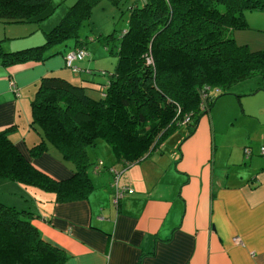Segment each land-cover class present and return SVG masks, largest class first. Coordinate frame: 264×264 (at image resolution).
Here are the masks:
<instances>
[{"label": "trees", "instance_id": "16d2710c", "mask_svg": "<svg viewBox=\"0 0 264 264\" xmlns=\"http://www.w3.org/2000/svg\"><path fill=\"white\" fill-rule=\"evenodd\" d=\"M96 1L73 2L57 24L41 33V43L10 50L0 38L2 66L59 53L64 65L88 74L78 83L56 72L40 76L30 102V124L39 140L28 147V154L10 139L8 129H0V178L52 190L58 200L82 198L92 188L93 161L86 146L96 144L98 137L111 146L114 166L123 171L181 127L187 129L186 136L191 133L214 102L213 87L224 94L254 75L264 81V48L251 49L232 35L248 25L247 9L264 10V0H126L128 25L103 36L105 44L117 39L108 48L117 54L116 64L98 72L73 65L88 55L78 27L90 18ZM48 5L49 0H0V21L38 22L52 13ZM69 37L74 38L69 49L45 52ZM80 49L84 54L67 64L66 54ZM8 74L12 89L20 94ZM96 74L103 79L96 80ZM87 88H99L102 94L93 97ZM49 147L73 164L71 175L54 179L32 163L29 156ZM32 216L29 208L0 199V264H57L64 259L61 248L42 238Z\"/></svg>", "mask_w": 264, "mask_h": 264}, {"label": "crops", "instance_id": "0c3cea01", "mask_svg": "<svg viewBox=\"0 0 264 264\" xmlns=\"http://www.w3.org/2000/svg\"><path fill=\"white\" fill-rule=\"evenodd\" d=\"M256 10L264 11H248ZM59 14L58 9L45 18L43 27L49 28ZM245 15L252 27V16ZM255 24L262 26L264 21ZM13 25L0 21L5 49L43 38L34 24ZM256 29L264 31V27ZM20 30L28 36L12 40ZM63 65L59 53L8 67L0 63V129H8L10 139L24 153L39 140L30 124V102L38 80L53 72L74 80ZM8 73L20 94L12 89ZM244 93L254 91H241L238 100ZM221 99H214V108ZM208 110L187 136H177L180 129L174 131L157 147L164 152L152 150L122 171L119 184L133 190L124 193L118 204L113 202L114 176L106 167L116 163L114 154L88 157L93 164L103 159L104 166L97 171L89 168L93 186L82 198L58 200L52 190L0 178V183L19 192L0 190V199L32 211L31 222L42 238L64 252L57 264H264V155L260 153L264 107L241 105L234 115L235 129L222 127L220 117L221 126L217 124L216 113L212 107ZM29 157L54 179L66 178L74 170L54 147Z\"/></svg>", "mask_w": 264, "mask_h": 264}, {"label": "rangeland", "instance_id": "374dc122", "mask_svg": "<svg viewBox=\"0 0 264 264\" xmlns=\"http://www.w3.org/2000/svg\"><path fill=\"white\" fill-rule=\"evenodd\" d=\"M76 0H49L48 8L52 9V13L55 14V12L59 9V16L58 19L51 25L49 28H44L41 24V21L38 22H23V23H15L13 26H23L25 27L26 24H34L36 28L38 29L40 33L45 35V31L50 29L54 26V24H57L61 17L65 14L66 10L68 9V6L72 5L73 2ZM128 1V0H127ZM127 3L126 0H97L91 7V14L90 18L83 20L81 24L78 27V34L79 38L85 40V45L88 50V55L80 60H74L73 65H78L81 67H91L97 69L96 72H98V69H106L111 70L116 64L117 61V54L110 51L108 48L111 47L114 42H117V39L110 40L109 43L104 42L103 36L109 32H112L114 29L117 31H120L122 28L128 25L127 21ZM247 9L246 14L248 16H252L253 19H251V25L248 23L247 27L239 28L235 30V34H237V38H235L236 41L242 43L244 41H250L248 42V46L251 49H258L264 47V31H259L256 28L257 27H264V24L262 26H255L258 24H255L259 22L260 20L264 21V11L256 10L249 12ZM50 13V14H52ZM246 16V15H245ZM47 18V17H46ZM253 23V24H252ZM19 34H13L14 38L12 40H18L23 39L28 36L26 34V30H20ZM260 36L261 39H255L254 36ZM234 37V36H233ZM30 38V37H28ZM263 38V40H262ZM254 39V40H253ZM45 40V37L43 40L35 41L34 43H41ZM33 43V42H32ZM30 43L29 45H33ZM74 44V38L69 37L67 39H64L58 43H55L51 45L50 47L45 49V52H54L58 49L60 50H67L70 47H72ZM28 45V44H27ZM26 46V45H25ZM24 47L20 46L19 48ZM17 49V47H16ZM149 61H151L150 56ZM62 69H67L70 71L72 80L75 83H78L82 78H87L88 74L81 71V72H75L72 70V67L63 65ZM96 80L103 79L102 75L96 74L94 75ZM65 77V76H64ZM68 77V76H66ZM71 77V76H70ZM70 79V78H69ZM264 81L261 79L260 76L254 75L251 78L239 81L235 84H233L231 87L228 88L230 93H224L219 94V90L217 87H213L211 90V94L215 96V101L217 98L220 97V101L212 107L214 114V120L217 124L222 127H228V128H236L237 127V120L234 118V115L241 110V105H244L248 108L250 105L255 108H263L264 107V89H263ZM241 91H254V93L251 94H241L240 98L241 100H238L237 94ZM86 92L93 97H99L102 92L99 88H87ZM239 96V95H238ZM240 101V102H239ZM242 102V103H241ZM219 106V109H218ZM261 106V107H260ZM210 107V108H211ZM217 109V111H216ZM238 110V111H237ZM209 111V110H207ZM220 117L221 124L217 120V118ZM186 134V131H184V128L181 127L180 131L177 136H180L183 134ZM169 137V136H168ZM167 137V138H168ZM166 139V138H165ZM168 140H171L169 138ZM86 150L88 153V157H96V156H110V154H114L112 151L111 146L108 144V142L105 139H102L98 137L96 139V144L94 145H87ZM163 150L162 148H155L153 151H160ZM165 150H163L164 152ZM249 154V152H247ZM8 188L10 191H16L14 186L0 183V190H4ZM18 194L19 192L16 191ZM6 203V202H5ZM10 204V203H7ZM12 205V204H11ZM18 208H21L20 206H17Z\"/></svg>", "mask_w": 264, "mask_h": 264}, {"label": "built area", "instance_id": "2783aa9c", "mask_svg": "<svg viewBox=\"0 0 264 264\" xmlns=\"http://www.w3.org/2000/svg\"><path fill=\"white\" fill-rule=\"evenodd\" d=\"M84 54V50L80 49L77 52H75V50H70L66 56V62L67 64H71V61L77 56H82ZM203 98L206 97V93H203ZM204 103V102H203ZM201 107L204 108V104L201 103L200 105ZM189 117H186L185 120H188ZM245 152H250L249 148H245ZM260 153L264 155V142L263 144L260 146ZM101 166L103 165V160L102 159H98L94 164H93V170L97 171L100 169ZM108 170L112 171L114 174V181H113V201L115 202V204L118 203L119 198L126 192H131L133 189L130 186H126V185H120L119 181H118V177L120 176L122 170L121 169H117V166L114 165H109L106 166ZM235 239H238L237 237H235Z\"/></svg>", "mask_w": 264, "mask_h": 264}]
</instances>
